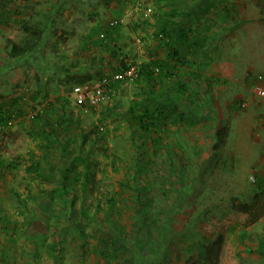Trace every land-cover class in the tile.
<instances>
[{"label":"rangeland","instance_id":"rangeland-1","mask_svg":"<svg viewBox=\"0 0 264 264\" xmlns=\"http://www.w3.org/2000/svg\"><path fill=\"white\" fill-rule=\"evenodd\" d=\"M205 1L0 0V107L17 117L0 130V264H199L218 236L213 218L251 199L264 137L247 129L262 97L257 74L251 87L231 81L225 58L240 60L250 33L235 29L227 52ZM14 43L27 50L15 55ZM122 60L151 63V76L115 82L97 110L61 83L85 66L89 82L113 81ZM112 193L122 211L107 209ZM224 264H264V217L232 226Z\"/></svg>","mask_w":264,"mask_h":264},{"label":"crops","instance_id":"crops-1","mask_svg":"<svg viewBox=\"0 0 264 264\" xmlns=\"http://www.w3.org/2000/svg\"><path fill=\"white\" fill-rule=\"evenodd\" d=\"M183 6L188 3L196 4L202 0H177ZM208 3H207V2ZM210 17L214 19L213 24L219 28V35L226 37L227 52L235 49V29H240L242 34L250 33L246 41H241L246 50L242 58L238 60L235 55L226 53V72L230 74L231 81H241L248 83L251 87L253 74H262L264 76V37L260 41L253 42V29L264 28V0H206ZM224 28V31L222 29ZM240 27V28H239ZM216 28V29H217ZM221 38V37H220ZM243 38V36H242ZM241 39V37H240ZM231 44H233L231 46ZM247 56V57H246ZM240 61V63H239ZM255 79V78H254ZM264 84V81H263ZM256 98V97H254ZM253 113L255 118L249 123L248 131L253 140L261 141L259 137H264V98H256L253 103Z\"/></svg>","mask_w":264,"mask_h":264},{"label":"trees","instance_id":"trees-1","mask_svg":"<svg viewBox=\"0 0 264 264\" xmlns=\"http://www.w3.org/2000/svg\"><path fill=\"white\" fill-rule=\"evenodd\" d=\"M110 3V1H108ZM48 18H51V15L47 16ZM48 30V26H46L45 31H40L36 33V36L39 39H43L46 32ZM108 37V36H106ZM102 42L106 41L107 38H101ZM106 43V42H104ZM13 52L15 55L23 54L27 49L21 48L18 44L14 43L13 44ZM193 49V47H192ZM33 50V49H32ZM177 54V53H175ZM122 65L124 67L123 70L128 69L132 64H128L126 60H122ZM89 66H85L84 68L81 69V72L83 73H72L70 72V69H65V81L61 83H70L73 86L76 84H83L86 82L91 81L94 77L92 73L89 72H84L83 69H87ZM140 67V76L143 75H148L151 76L152 73V64L151 63H142L139 65ZM121 70V71H123ZM72 86V87H73ZM0 126H2L4 123L7 122V117L6 115L7 112L6 110H3V107H0ZM6 114V115H4ZM74 122H78L77 120H72ZM35 124H42V122L37 119L35 121ZM45 124L43 123L42 126ZM35 129V128H34ZM96 131H101L102 135H106L108 132L107 130H104L101 128V125L96 126ZM85 136V135H84ZM83 136V142L82 144H85V139L86 136ZM0 166L4 168V172L0 174V176L4 175L5 167L0 163ZM37 167V164L33 165L29 170L30 171H35ZM89 168L91 165L88 166ZM88 172V170H87ZM87 177H89V180L87 181L88 183L93 182L95 178V173H88L86 174ZM116 194L112 193L110 196L105 198V202L107 204V209L109 212L116 213L117 211L121 210L122 211V206L119 205L116 202ZM76 197H71L70 199V207H68L69 211L71 212L74 208V201ZM68 212V211H67ZM66 212V213H67ZM264 217V181L261 180L260 183L255 187L254 192L251 196L250 200H243L238 197H234L231 200V205L229 210L224 214L222 219L219 218H213V223L215 224L217 230H218V236L216 241L212 245H205L203 249H205L204 253L202 254L203 260H198L197 262L199 264H224L226 260V246L228 244V235L230 233V230L232 226L235 223H242L245 226H251L254 225L255 223L259 222L262 218ZM112 245L111 242L106 241V239H102L100 244H99V252L105 257H109V253L112 251ZM205 257V258H204ZM205 259V260H204Z\"/></svg>","mask_w":264,"mask_h":264},{"label":"built area","instance_id":"built-area-1","mask_svg":"<svg viewBox=\"0 0 264 264\" xmlns=\"http://www.w3.org/2000/svg\"><path fill=\"white\" fill-rule=\"evenodd\" d=\"M149 14L153 12L152 6L145 7ZM119 21H114L113 24H118ZM102 38H105V34H101ZM140 76L139 65H131L128 69L121 71L112 81L111 79L103 76L98 78L94 84L86 82L83 84H76L72 87L70 95L74 103L83 108L85 111L89 109H98L101 105L107 104L110 100L115 99L118 93V89L114 86L115 82L128 83L130 81L138 80ZM255 80L256 93L264 98V76L262 74L257 75ZM245 108L247 104L245 102L240 103ZM17 120L16 114H13L7 119V122L0 126V130L4 127H10ZM103 129V127H101ZM4 172V168L0 166V174Z\"/></svg>","mask_w":264,"mask_h":264}]
</instances>
